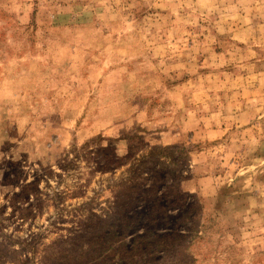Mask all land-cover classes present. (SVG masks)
<instances>
[{
  "label": "rangeland",
  "instance_id": "374dc122",
  "mask_svg": "<svg viewBox=\"0 0 264 264\" xmlns=\"http://www.w3.org/2000/svg\"><path fill=\"white\" fill-rule=\"evenodd\" d=\"M0 264H264V0H0Z\"/></svg>",
  "mask_w": 264,
  "mask_h": 264
}]
</instances>
